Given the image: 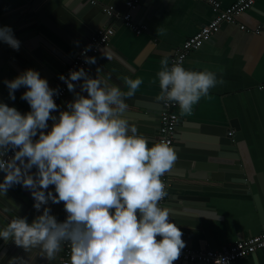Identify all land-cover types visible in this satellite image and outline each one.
I'll return each mask as SVG.
<instances>
[{"label": "clouds", "instance_id": "1", "mask_svg": "<svg viewBox=\"0 0 264 264\" xmlns=\"http://www.w3.org/2000/svg\"><path fill=\"white\" fill-rule=\"evenodd\" d=\"M0 42L20 48L8 26L0 27ZM89 50L91 45L82 53L85 63L95 64L96 58L86 55ZM160 63L157 99L178 105L181 116L191 115L193 106L223 83L207 69L187 70L180 63L169 66L167 57ZM100 71L96 78L83 68L59 77L75 93L68 110L59 116L52 115L58 110L53 97L59 90L50 88L38 71L28 69L4 81L11 100L18 89H27L21 99L31 111L21 114L0 103V172L5 174L0 197L22 185L31 191L36 211H43L30 224L26 217L16 216L0 229V239L11 240L26 252L38 250L49 261L67 243L70 264H174L186 245L180 227L160 201L167 196L161 178L177 161L176 151L165 141L149 147L137 127L124 118L125 100L137 92L142 79L122 77L125 92L110 83L111 74L101 76ZM81 80V93L87 96L76 92L74 82ZM49 120L53 124L46 131ZM50 186L55 194L48 190ZM50 201L63 202L65 221L58 222L45 207ZM8 264L29 261L13 257Z\"/></svg>", "mask_w": 264, "mask_h": 264}, {"label": "crops", "instance_id": "2", "mask_svg": "<svg viewBox=\"0 0 264 264\" xmlns=\"http://www.w3.org/2000/svg\"><path fill=\"white\" fill-rule=\"evenodd\" d=\"M43 1L47 0H0V27H11L15 38L20 41L18 51L8 45L12 49V56L8 52L7 62L2 63L3 67L0 68V103L15 107L21 114L31 111L27 101L21 99L27 89L24 87L18 89L15 92V100H11L4 81H11L26 70L32 69L38 71L41 78L47 79L49 87L52 88L59 84V77L78 53V50L68 48L65 42L60 43L52 34L50 38H46L60 45H57L58 47L54 45V51L58 54L44 46L43 42L47 39L36 29V19H29L30 11L40 9ZM98 1L99 4H110L118 13L126 11V0ZM139 1L138 8L132 13V19L137 29L142 30L141 34L125 25L123 21H117L102 14L92 33L94 34L100 26L109 25L113 28L111 38L109 45L94 56L96 63L90 64L86 72L91 78H96L98 68L101 69V76L106 77L111 74L110 83L119 86L125 92L127 88L122 77L140 78L143 83L132 97L151 98L158 102V106H161L162 101L157 99L160 93L157 73L161 70V60L167 57L170 63L172 56L182 44L211 22L214 13L208 4L194 0ZM217 1L223 8H227L237 0ZM62 8L66 9L61 6L56 12L64 13ZM5 10L7 12H4ZM20 10L28 15H23L19 20L8 25L2 23L5 18L12 16L11 12ZM241 26H245L250 31H243ZM62 33L68 36L65 31ZM91 37L87 38V42L88 40L90 42ZM106 56L111 59H107ZM185 69L213 71L217 79L223 80V83H218L210 89L209 94L193 106L191 115L181 116L178 109L180 121L222 130L234 121L243 132V139L237 143L236 149L250 184L246 186V189L249 188L251 192H244L242 189L226 193L199 192V195L210 200L204 209L198 210L197 213L201 218L196 220L198 224L176 223L183 233L182 239L186 245L184 248L223 252L232 244L257 236L264 231V214L260 215L254 200V195L257 194L255 179H258L260 174L264 176V0H259L252 9L244 12L236 23L222 25L219 33L199 50L191 53L186 61ZM82 83L83 80L77 82V93H81ZM81 94L87 96L86 92ZM74 98L75 93L69 92L61 99L58 110L52 115L59 116L60 111H67L68 102L73 101ZM131 100L126 98L125 102H131ZM48 123L49 128L46 131L51 130L53 121L49 120ZM208 128L206 127L203 134L199 129L192 131L200 136L213 137V134L207 133L210 131ZM158 131L157 129L154 136L144 135L149 142V147L158 143ZM35 171L34 168L32 172ZM4 175L0 176V182L3 181ZM197 184V181L188 178L172 177L171 186L174 189H171V186L169 188L168 204L171 195H193L194 185ZM48 190L55 194L54 186H50ZM8 200L14 201L19 208H15ZM34 203L30 190L22 185L10 188L6 197H0V229L16 216L26 217L30 224L43 211L41 209L37 212L33 206ZM4 207H9L12 211L3 213ZM45 207L51 209V214L57 218L58 222L66 220L67 213L63 202L54 204L50 201ZM262 207L264 213V203ZM170 219L175 223L178 220L177 214L171 213ZM4 244L8 254L0 261V264H8V260L13 257H23L29 261V264H61L63 259V251L49 261L46 257L39 255L38 250L26 252L11 240L5 242L0 239V246ZM235 264H264V250H259Z\"/></svg>", "mask_w": 264, "mask_h": 264}, {"label": "water", "instance_id": "3", "mask_svg": "<svg viewBox=\"0 0 264 264\" xmlns=\"http://www.w3.org/2000/svg\"><path fill=\"white\" fill-rule=\"evenodd\" d=\"M41 4L39 5L41 6L40 9H32L30 11L31 17L29 16V19H36V29L39 33L41 32L45 38H50V34H52L60 43L65 42L68 48L78 50V53L88 46H86L89 43L87 38L93 35L92 31L97 26L102 14L106 15L104 9L111 7L110 4L95 6L89 0H47ZM61 6L66 9L62 8L64 13L59 14L56 10L58 7L61 8ZM4 12H7V10ZM10 15L12 16L5 18L2 23L4 22V24L8 25L28 14L20 10L11 12ZM62 31H65L68 36H65ZM43 44L47 49L56 55L58 54V52L54 51V45L60 46L57 42L54 44L52 40L47 39ZM10 48L9 46L0 48V68L3 67L2 63L7 62L8 52L12 56V49ZM131 99V102H126L129 109L127 108L124 113V118L129 121L130 125L137 127L138 134L154 136L157 129L159 130V117L162 105L158 106L157 101L142 96L131 97ZM206 127L208 128L209 126L179 121L173 145L178 158L173 168L169 171V175L171 178L195 180L198 184L194 185L193 195L170 196V203L167 205V209L170 214H177L178 220L175 222L177 224H198L196 220L201 218L197 212L202 208L204 209L210 200V198L199 195V192L226 193L237 192L239 189L244 192H251L249 188L246 189V186L248 187L250 184L239 161L236 149L237 143L243 139V132L240 126L233 121L229 127L223 128V130L215 129L214 127L213 129L208 128L210 131L207 133L213 134V137L208 138L193 133L194 130L199 129L203 134L206 131ZM192 173L194 175H191ZM257 178L255 179L257 194L254 195V200L260 215L263 216L264 176L260 174ZM171 189H174V187L171 186ZM5 246L6 244L0 246V261L8 254L7 248H4ZM5 251L7 252L6 254ZM174 264L191 263L174 261Z\"/></svg>", "mask_w": 264, "mask_h": 264}, {"label": "built area", "instance_id": "4", "mask_svg": "<svg viewBox=\"0 0 264 264\" xmlns=\"http://www.w3.org/2000/svg\"><path fill=\"white\" fill-rule=\"evenodd\" d=\"M197 2H204L208 4L214 13V18L209 24L204 26L197 32L194 36L186 40L182 46L174 53L172 56L169 66L174 63H180L184 68L187 59L191 53L199 50L206 42H208L213 36L219 33L222 25L224 24H234L237 19L246 11L253 8V6L259 0H237L234 4L227 8H223L222 4L217 0H194ZM92 5H99L98 0H89ZM139 0H126L125 7L126 11L124 13H118L114 7H109L104 9L106 16L108 18L123 21L125 25L131 27L133 30H137L138 34L142 33L141 29H137L132 19V13L138 8ZM243 31H250L245 26H241ZM112 26H100L96 29L95 33L91 37L88 44L91 45V50L87 51L86 55L88 57H94L98 55L101 50L109 45V41L112 33ZM259 33V31H257ZM3 46H8L6 43L0 42V48ZM87 46V47H88ZM83 48L77 56L72 59V61L67 65L63 74L67 77L70 71H79L83 68L85 71L90 64L85 63V58L82 53L85 52ZM75 84L77 82H74ZM52 89H58L59 95H55L53 98L57 105H59L61 99L68 95L70 92L67 88L66 83L59 81V84L52 87ZM179 106L171 102L164 103L162 101V111L159 117V131H158V142L165 141L173 147L175 142V135L179 126ZM232 135V133H230ZM11 155V153H9ZM4 173L0 172V176ZM165 183V190L167 196L160 201V206L162 208H167L168 205V192L171 185V177L169 172L166 173L162 178ZM161 239V237H157ZM259 250H264V231L257 236L238 241L232 244L227 250L223 252L218 251H196L190 248H183L181 250V255L177 262H186L191 264H235L240 260H243L249 256L254 255ZM63 259L61 264H70V245L67 243L62 247Z\"/></svg>", "mask_w": 264, "mask_h": 264}]
</instances>
